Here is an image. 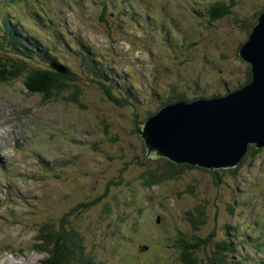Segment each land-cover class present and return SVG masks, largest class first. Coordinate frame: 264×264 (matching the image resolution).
I'll use <instances>...</instances> for the list:
<instances>
[{"label": "rangeland", "instance_id": "obj_1", "mask_svg": "<svg viewBox=\"0 0 264 264\" xmlns=\"http://www.w3.org/2000/svg\"><path fill=\"white\" fill-rule=\"evenodd\" d=\"M77 1L27 0V8L20 4L14 11H0V39L4 34L3 16L10 12L20 24L17 33L20 31L22 39H29L32 45L27 51L31 52L34 46V57L17 55V59L28 61L29 67H49L41 56L47 54L44 57L50 61L55 51L60 61L81 73L85 66L75 53L91 50L87 64L95 68L92 70L94 78L104 83L83 80L84 98L80 97L76 103L45 101L39 94L27 91L20 82L0 84V124L13 129L10 135L0 129V204L4 209L0 211V264H41L44 256L32 250L37 231L45 220L54 218L59 224L63 213L62 218L71 214L67 200L58 202L57 206L62 209L53 208L51 201L46 203L47 191H57V182L67 187L66 183L72 185L81 177L88 182L89 176L95 179L99 173L102 180L111 179L114 185L121 177L131 184L120 185L121 191L114 198L116 191L111 192L112 210L101 218L103 221L97 222L101 210L93 212L90 222L84 221L87 239L83 248L86 254H95L93 260L97 264H173L171 257L178 260L180 251L172 248L170 235L190 236L193 233L196 202L209 192V187L213 195L210 220L207 218L205 232L200 230L198 234L207 237L214 230L217 236L202 250L207 249L209 257L216 251L228 255L227 264L244 257V252L248 260L255 255L257 264H264V253L260 252L264 250V146H255L252 152L254 147L250 146L254 143L249 144L247 153L251 151L253 158L248 157L246 161L242 157L243 165L240 161L229 167L231 177L219 179V168L204 172L194 164L180 170L177 179L155 185L152 189L155 193L144 198L142 204L137 196L142 188L141 175H148L152 167H160L164 161H150L153 157L146 156L145 142L133 131L134 125L154 117L165 106L192 103L200 97L219 98L223 93L229 95L245 87L249 66L238 58L237 42L242 38L238 23L228 14L215 19L212 26H206L215 27L212 28L216 31L214 39L222 44L224 58L219 64V58L213 53L211 63H207L211 69L201 66L210 71L203 76L202 72L191 74L176 59L186 58L183 64L188 65L191 55L203 51L205 32L211 30H202L209 20L205 17L209 16L207 9L190 11L189 0H182L185 5L180 9L171 6V2L180 0ZM223 1L228 9L237 11L245 20L252 18L250 23L258 21L256 14L261 11H255L260 4L257 1ZM4 5L5 2L0 3V10ZM180 36L186 43L178 44ZM4 51L11 52L8 46L0 48L1 53ZM155 51L158 54L155 55ZM134 72L135 77H132ZM153 74L158 76V88L152 82L147 83ZM109 86L112 93L121 98L130 99L131 96L132 106L139 112L134 110L128 115L122 104L109 100L106 103ZM95 93L101 97L97 98ZM135 113L138 115L134 116ZM105 117L109 118L105 125L118 135V139L112 138L116 145L103 150L101 135L107 137L108 142L111 138L106 128L102 131V124L97 123ZM158 158L167 157L155 159ZM70 161L73 164L62 163ZM220 168L226 174L228 168ZM64 169L61 178H54ZM46 178H49L47 182ZM189 184L196 187L194 196L187 192ZM92 186L95 188L87 186L86 194L82 189L75 193L99 197L100 191L103 196V184L96 187L93 183ZM177 187L179 191L175 192ZM157 193L160 194L155 196ZM141 205L145 209L138 212ZM168 205L171 208L167 218L156 221L154 211H165ZM231 205L234 208L230 209ZM150 215L153 217L149 218ZM150 225L161 231L163 246H155L154 235L148 229ZM145 238L150 246L146 245ZM90 241L95 242L94 247ZM216 241L229 251L215 250Z\"/></svg>", "mask_w": 264, "mask_h": 264}, {"label": "trees", "instance_id": "obj_2", "mask_svg": "<svg viewBox=\"0 0 264 264\" xmlns=\"http://www.w3.org/2000/svg\"><path fill=\"white\" fill-rule=\"evenodd\" d=\"M83 1H87V0H78L77 2L81 3ZM255 1H257L260 4H264V0H250L251 3ZM226 4L227 3L224 2L223 0L221 1H218V0H189L188 8L190 11H204L206 9H207L206 11H209V16L205 15V17H207L209 20L208 22L204 23L205 27H202L203 31L204 30L207 31V29H210L211 27L207 28L206 26L207 25L212 26V23H214L215 19L220 18L224 15H228V14L233 16L232 18L235 20V22L238 23L240 30L242 31L241 33L239 30L240 32L239 34L242 36V38L241 40H239L240 43L237 42V50L239 51L238 58L246 61L241 55V49L246 43V41L248 40L249 35L251 34V31L253 27L257 24V22L253 21L252 23H250L249 20H251L252 18L245 20L243 17H240L238 15L239 13L237 11H231L230 9H228L229 6ZM184 5H185V2L182 0H180V2H171L172 8L180 9ZM263 12L264 11L258 12L256 14V17H259ZM178 20L180 21L181 19H178ZM195 22H197V24L199 23L198 20H196ZM2 26H3L4 34L2 38L0 39V48H4L8 46L11 52H5V51L3 53L0 52V84H8L9 82H20L24 85L27 91H29L32 94H39L45 101L65 100V101H72L76 103L77 101H79L80 97H83V93H84V89L82 87L83 80L86 82L87 81L90 82L91 80L92 82L103 83L101 79L94 78V74H92V70H94L95 68L89 67V65L87 64L89 61L88 56H91V50H86V51L80 50L83 53L80 51H77V53H75V55L80 59L81 65L85 66L84 71H82L81 73L73 69L69 64H66L60 61L55 56L56 54L55 51L52 52L51 57L53 58L50 57V61L48 57H44L47 54H43V56H41V59L43 61H46L49 63L48 64L49 67H44V66L42 67L39 65L35 67L34 66L29 67L27 64L28 61L19 60L17 59V57L27 56L28 54H30L28 55V57L29 56L34 57L33 52H32L34 46L32 47L31 52L27 51L28 49L27 47L32 46V45L29 42V39L28 40L22 39V37L24 36L20 34L21 33L20 31H19V34L17 33V31L21 28L17 18H13L10 12L4 14ZM212 28L215 29V27H212ZM212 28L211 30L205 32L207 38L204 40L203 46L201 47L203 51L191 55L190 56L191 59L188 58L190 61L188 65L183 64V61L186 60V58L182 60L176 59L177 61L180 62L181 66L183 67L185 66L191 74L193 72H196V73L202 72L203 76H206L207 74H209L210 71H207L205 68L201 66H206L209 69H211V67L207 63L209 62L211 63L210 58L213 57V53H216L215 56L219 58V64L224 58V52L221 51L223 49L222 44L218 40L214 39V35L216 34V31H214ZM53 29L55 30V28ZM27 41H28V44L26 45ZM170 41L173 44H175V41H172V40ZM184 43H186V41L184 40V37H181L178 44H184ZM195 46H197V44ZM156 54H158L157 51H155V55ZM98 61L102 63L100 59H98ZM246 62L248 63V66H249V71H248L249 74H248V78L245 80L244 85H247L252 80L251 64L248 61ZM106 73L107 75L110 74L109 68L106 69ZM132 77H135V72H134V76ZM151 78L152 79L148 78L147 83L149 84L150 82H152L153 86H155L156 88L160 87L158 84L159 83L158 76L153 74ZM111 89L112 87L109 86L107 90L108 92L107 98L105 97V100H104L106 103H109L110 101L111 103L116 102V103L122 104L124 106V109L127 110L126 113L128 115H129V112L134 111V110H137V112H139L138 108L136 109L133 108L132 103H131V100H132L131 96H130V99L128 97L121 98L113 94ZM97 96H98L97 98H99L100 94H97ZM220 96L225 97L227 96V94L223 93V95H220ZM178 99L180 98L178 97ZM137 115L138 113L134 114V116H137ZM107 120H109V118L105 117V119L102 120L101 123H97V124H102V126H100L102 128V131L104 130V128H106V133L107 135L110 136L109 138H111L110 142H108L107 137H104L101 135L102 143H103V150H104V147L106 148L107 146H111L113 148L116 145L113 139H116L118 136L116 133L115 134L112 133L113 131L111 129L109 130V128H107V126L105 125ZM138 127L139 125H134L133 131L140 133ZM96 128H99V127H96ZM120 136L122 135L120 134ZM105 142L107 143L106 145H105ZM252 146L254 147L253 149L251 148ZM255 146H256L255 144H252L250 146V148L252 149V152H254L253 150L255 149ZM115 152H117L116 149H115ZM252 152L250 151L244 156L246 158L245 159L246 161L248 160V157L251 156ZM252 158L253 157H250L249 159H252ZM243 159L241 160V165L245 163ZM150 161H152L153 163H156L158 161H160L159 163H161L164 161V164L157 168L152 167L148 171V175H143V174L141 175L142 188L139 189L138 194H137L138 198L141 200V204L144 198H149L151 194L155 193L152 190L155 185L162 184L163 182L170 181L172 179L175 180L177 179L175 178L177 177L176 175L180 174L181 173L180 170H182L184 167L191 168L194 166L193 164H188V163H175L167 158H162V159L152 158ZM62 163L63 165L73 164V162L71 161L69 163H65V162H62ZM164 165L166 166V168H164ZM198 167L199 166H197V168ZM199 168L200 170H203L204 172L205 170L206 171L212 170V169H207L201 166ZM227 168L228 169H227L226 174H224L221 168L217 169V171L220 174L219 179L220 177L221 178H226L228 176L231 177L230 171L232 170H230L229 167ZM63 171H65V169L62 170V173H59V175L54 176V178H61V176L63 175ZM236 171L237 170L235 169V172ZM83 174L86 175V172H83ZM46 175L50 176L48 175V173H46ZM217 178L218 177L215 178L216 186L219 183ZM48 179L49 178H46V182L48 181ZM81 179L82 177L78 178L77 180H75L74 184L72 185L71 184L69 185L68 183H66L67 187L63 186L60 182H57L56 183L58 187L57 191H51L48 187V184L46 185V187L49 189L47 191L48 194H47L46 203L51 201L54 203L53 208L55 207V208L62 209L61 207L57 206L58 202H60V200L62 201L67 200V202L70 204L67 207H70L71 214L70 216H66V218H62L64 217V213H63L61 215V219L59 223L60 225L57 224L54 218L45 220L46 222L44 223V225L41 227L40 230L37 231L36 240H35V243L33 244L32 250L38 253H41L44 256L43 260L41 261V264H97L93 260V257L95 256V254L92 253L93 256L86 254L85 249L83 248L84 243H86V239H87V233H85L83 230L84 221L90 222L92 220V214L93 212L95 213V210H98L99 212L101 210V212H103V213L100 212L97 222L103 221L101 220V218L104 219L106 214L112 210L111 204L109 203L110 198H111V192L116 191V193L114 192L113 194V198H114L117 195V192L121 191V189L119 188L120 185H130L131 183L125 182V180L121 177L120 181H118V183L114 185L113 180L111 179L102 180L100 173H99V177L97 174L95 179L89 176L87 178L88 182L86 181L84 182ZM65 180L67 181V179ZM93 183L96 187L101 186L103 184L102 186L104 190L103 196L100 194V191H99V195H100L99 197L97 196V194L90 195L91 197H87L83 194L75 193L76 190L82 189V192L86 194V190L88 189L87 186L91 188H95L92 186ZM43 188L45 191L44 186ZM145 189L147 191H145ZM40 190L42 191L41 186H40ZM208 190L209 192L204 195L202 200H200L199 202H196L198 206L196 207V210H195L196 212L193 213V218H194L193 219L194 225H193V230H192L193 233H191L190 236L176 235L171 238L172 242L170 244L172 245V248L174 249L176 248V250L180 251L178 260H173L175 257H171L172 259L171 262L173 264H227L226 260L228 258V255H223V254L221 255L220 252L216 251L213 254V256L210 255L211 257H209L208 250L207 249L202 250V248L208 247V243L210 242V240L215 239L217 236L214 230L210 234L208 233L207 237L200 236L198 234L200 230H203L202 233L205 232L206 223H207L206 221H208L207 218H209L210 220L209 209L211 206H213V202H212L213 195H212V190L210 187L208 188ZM178 191H179V188L177 187L175 189V192H178ZM187 192L191 193V195L194 196V194H196V187L189 184L187 186ZM119 194H122V193L119 192ZM159 194L160 193H157L155 194V196ZM78 197H81V199H79ZM119 204H122V202L120 201ZM150 204L151 202L147 203L145 206H149ZM2 205L3 204H0V211L1 210L4 211ZM150 207H152V205ZM170 208L171 207L169 206L167 207V209H165V211L163 209L154 211L155 212L154 214L156 215L154 217L155 220L156 221L165 220L167 218L166 214L168 210H170ZM229 208L232 209L234 208V206L231 205V207ZM142 209L143 208L141 205L138 209V212H141ZM187 216H188V212H187ZM152 217L153 216L151 215L149 216V218H152ZM121 221H124V220H121ZM122 223L125 224L124 222ZM148 229H151V233H153L154 235V239L156 241L155 246L156 247L163 246L165 244V241H161L163 237H162V234L159 228L155 225H150L148 226ZM93 231H91L90 234H92ZM144 241L146 245L150 246L146 238L144 239ZM90 242H91V245L94 247L95 242L94 241L93 242L90 241ZM222 245L223 243H219L216 241L215 250L220 249L221 252L229 251V249L226 246H222ZM257 249H259V247ZM9 250L10 252L16 251V249L15 250L9 249ZM260 252L262 254L264 253V250ZM243 256L244 257H242L235 263L231 262L230 264H257L255 255H253L250 260H248L247 253L244 252ZM99 264H101V262H99Z\"/></svg>", "mask_w": 264, "mask_h": 264}, {"label": "water", "instance_id": "obj_3", "mask_svg": "<svg viewBox=\"0 0 264 264\" xmlns=\"http://www.w3.org/2000/svg\"><path fill=\"white\" fill-rule=\"evenodd\" d=\"M241 49L252 80L225 97L168 105L143 123L146 156L204 168L234 167L249 144L264 146V12Z\"/></svg>", "mask_w": 264, "mask_h": 264}, {"label": "bare ground", "instance_id": "obj_4", "mask_svg": "<svg viewBox=\"0 0 264 264\" xmlns=\"http://www.w3.org/2000/svg\"><path fill=\"white\" fill-rule=\"evenodd\" d=\"M0 129H4L5 130V135H10V134H12L13 133V129L11 128V127H6V128H3L2 126H1V124H0ZM167 159H169V158H167ZM170 160V159H169ZM172 161V160H171ZM173 162V161H172Z\"/></svg>", "mask_w": 264, "mask_h": 264}, {"label": "flooded vegetation", "instance_id": "obj_5", "mask_svg": "<svg viewBox=\"0 0 264 264\" xmlns=\"http://www.w3.org/2000/svg\"><path fill=\"white\" fill-rule=\"evenodd\" d=\"M170 236L173 237V236H176V235H174V234L172 233Z\"/></svg>", "mask_w": 264, "mask_h": 264}]
</instances>
